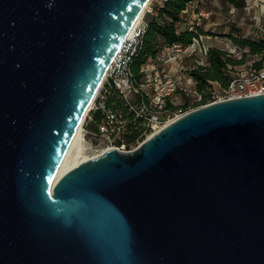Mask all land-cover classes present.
Instances as JSON below:
<instances>
[{"label":"water","instance_id":"95a60500","mask_svg":"<svg viewBox=\"0 0 264 264\" xmlns=\"http://www.w3.org/2000/svg\"><path fill=\"white\" fill-rule=\"evenodd\" d=\"M148 1L0 0V264H264V94L61 175Z\"/></svg>","mask_w":264,"mask_h":264},{"label":"built area","instance_id":"2783aa9c","mask_svg":"<svg viewBox=\"0 0 264 264\" xmlns=\"http://www.w3.org/2000/svg\"><path fill=\"white\" fill-rule=\"evenodd\" d=\"M198 1L191 0L188 5H195ZM163 2L164 0H154L153 9L149 12L154 13V7L161 6ZM197 25L190 21L187 27L195 31ZM145 27L142 15L132 34L126 36L113 57L91 106L85 113L81 122V134L84 138L88 135L90 146L130 151L193 109L218 101L264 94V65L233 73L234 66L227 65V85L221 87L217 81H208L209 85L201 92L196 90V81L189 75L194 66L187 68L186 74L182 72L172 77L169 69L182 70L186 59H194L196 65H202L195 57L198 53L206 55L208 47L200 45V35L187 45L173 43L163 46L154 59L141 66V77L135 80L129 64L137 52ZM250 38L264 40V27H256ZM227 53L230 55L233 51L228 50ZM113 90L116 92V101L108 104L107 99ZM189 93L199 97L200 101L195 106H183L177 102V95ZM202 95L207 96L204 102L201 101ZM97 111L100 112L99 119L94 117ZM92 124L95 125L94 128L91 127Z\"/></svg>","mask_w":264,"mask_h":264},{"label":"trees","instance_id":"16d2710c","mask_svg":"<svg viewBox=\"0 0 264 264\" xmlns=\"http://www.w3.org/2000/svg\"><path fill=\"white\" fill-rule=\"evenodd\" d=\"M191 0H164L161 6L154 7V13L147 14L145 17L146 27L138 46L137 52L132 57L129 64L130 70L135 80L141 77L140 68L147 61L154 59L165 45L181 43L187 45L192 43L194 37L203 34L198 27L195 31L189 30L183 18V12ZM228 4L240 8L244 7V0H222ZM232 39L242 47L248 48L251 54L259 55L260 60L254 62V67L261 66L264 61V40H253L246 37H235ZM241 59H235L226 51L217 47H208L205 55V65H195L189 75L196 81V90L201 92L209 85L208 81H217L221 87L228 83L229 75L227 65H237ZM207 99L202 95L201 101ZM116 101V92L113 90L107 99V103ZM94 117L99 119L100 112L94 113ZM91 127H95L94 124Z\"/></svg>","mask_w":264,"mask_h":264},{"label":"rangeland","instance_id":"374dc122","mask_svg":"<svg viewBox=\"0 0 264 264\" xmlns=\"http://www.w3.org/2000/svg\"><path fill=\"white\" fill-rule=\"evenodd\" d=\"M154 0H150L147 3V7L143 11V20L145 21V17L147 14H150V10L153 9ZM261 4L264 3H245L242 8H234L231 9L232 6L226 3H221V0H210L209 3H205V7L207 10L211 11L208 17H205L204 20H201V27L203 34H200L201 39H199V43L202 46L208 47H217L224 51H233V54H230L235 59H241L242 62L240 64L234 65L232 70L233 72H240L247 70L249 67H254V62L259 61L260 56L251 54L246 47L240 46L236 43L232 36H229V33L234 31L237 33L238 37H246L250 38L251 32L256 29V27H264V13L263 7ZM231 10V11H230ZM141 15V17H142ZM215 18H219L216 23H211L215 20ZM212 31V32H210ZM222 32H226L222 33ZM209 36V37H206ZM199 63L205 65V55L202 53H198L195 57ZM196 65L194 59H186L183 62L182 70H175L174 68L169 69V74L172 77H175L182 72L186 74L187 68L193 67ZM264 65V61L261 62L262 67ZM178 96V103L183 106L191 105L195 106L200 100H198V95L189 93L188 95L180 94ZM85 142L89 146V137L85 136ZM93 150H88L85 156L90 158L93 155Z\"/></svg>","mask_w":264,"mask_h":264},{"label":"bare ground","instance_id":"6f19581e","mask_svg":"<svg viewBox=\"0 0 264 264\" xmlns=\"http://www.w3.org/2000/svg\"><path fill=\"white\" fill-rule=\"evenodd\" d=\"M147 5V4H146ZM145 5V7H147ZM145 7H144V10H145ZM143 10V11H144ZM143 11L142 13L140 14V16L138 17V19L135 21V23L133 24L132 28L130 29V31L128 32L127 36L129 37L131 34H132V31H133V28L137 25V23L139 22L140 18H141V15L143 14ZM91 104L89 105L88 109L90 108ZM87 109V110H88ZM87 112V111H86ZM85 116V115H84ZM84 118V117H83ZM83 120V119H82ZM81 120V122H82ZM81 122L80 124L78 125V134H77V138H76V147H75V150L65 168V170L61 173V175L63 173H65L68 169H70L71 167L75 166L76 164H78L79 162L83 161V160H86V159H89L85 156V154L87 153L88 150H93L94 154L91 155V157H95V156H98V155H101L102 153H104L106 150H108L107 148L105 147H101V148H94L92 146H88L85 142V139L84 137L82 136L81 134ZM90 157V158H91ZM60 175V176H61ZM59 176V177H60ZM58 177V178H59ZM57 178V179H58ZM56 179V180H57ZM55 180V181H56ZM53 181V183L55 182Z\"/></svg>","mask_w":264,"mask_h":264},{"label":"crops","instance_id":"0c3cea01","mask_svg":"<svg viewBox=\"0 0 264 264\" xmlns=\"http://www.w3.org/2000/svg\"><path fill=\"white\" fill-rule=\"evenodd\" d=\"M210 0H199L195 5H188L187 8L184 10L183 12V18L186 22V24H188V22L190 21H193L195 23H197V27L202 29V27L200 26L201 25V20H204L205 17H208L209 14L211 13V11L207 10L206 7L204 6L205 3H209ZM245 3H264V0H244ZM221 3H226L228 4L227 2H224L221 0ZM230 5V4H229ZM232 6V5H230ZM261 6L263 7V13H264V4H261ZM237 7H234L232 6L231 9H234ZM242 8V7H240ZM231 11V10H230ZM219 18H215L214 21H212L211 23H216L218 21ZM204 30V29H202ZM212 32V31H210ZM222 33H225L227 34L226 32H222ZM237 33H235L234 31L230 32L229 33V36H235L237 37L236 35ZM206 37H209V36H206ZM208 47H210L208 45Z\"/></svg>","mask_w":264,"mask_h":264}]
</instances>
